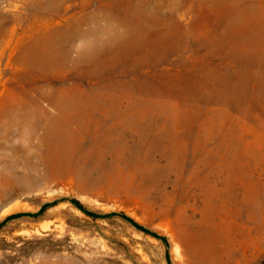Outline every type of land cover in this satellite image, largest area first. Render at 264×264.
Segmentation results:
<instances>
[{"label": "rangeland", "instance_id": "374dc122", "mask_svg": "<svg viewBox=\"0 0 264 264\" xmlns=\"http://www.w3.org/2000/svg\"><path fill=\"white\" fill-rule=\"evenodd\" d=\"M46 1L0 0V120L30 121L0 141V264H264V0H166L157 35L132 0ZM97 9L124 28L84 59ZM59 31L69 61H18Z\"/></svg>", "mask_w": 264, "mask_h": 264}, {"label": "bare ground", "instance_id": "6f19581e", "mask_svg": "<svg viewBox=\"0 0 264 264\" xmlns=\"http://www.w3.org/2000/svg\"><path fill=\"white\" fill-rule=\"evenodd\" d=\"M66 1L68 0H48L46 1L45 4V9L43 12H41L42 18V22L46 21L49 18V14L52 13L55 9L60 8L61 6L63 7V5L66 3ZM136 0H132L130 2H126L127 7L135 10L137 12H141L144 16H156L157 17V21L158 24L155 27H151V28H146L149 30L154 31L153 35H157L159 31H161L165 26H166V22L168 19H170V17L172 15H167L164 11V4L166 0H163L162 3H158L156 2L157 0H142L141 2H135ZM156 2V5H153V2ZM172 1L174 4L176 3L177 5H183V8H188L190 7L196 0H170ZM181 3V4H180ZM121 7V6H120ZM48 8V9H47ZM2 9V2H0V37L1 35H6V36H10L11 38L14 37V32L15 29L10 28V24L11 21L9 20V18L4 15L1 12ZM37 6L35 8H33L34 12L37 13L35 14L36 17H39L38 15V10H37ZM80 13L77 15L79 16ZM88 15V14H87ZM75 16V15H74ZM83 16H86V14H83ZM89 16V15H88ZM15 23H17V18H15ZM70 24L66 25V31L69 29L71 30L72 27H74L73 22H70ZM124 28V23L121 21H116L112 18L109 17H105V14L97 9L95 10V12L93 13V17L82 21V23L80 24L79 30L81 31L80 38L82 40H89L92 36L91 33H102V32H111L114 33L113 36L117 37V39H119L121 37V32L120 30ZM140 28V27H139ZM138 28V29H139ZM145 29V28H144ZM59 32H63V31H59ZM68 32V31H67ZM74 36H72V34H66L65 32H63V34L60 35V33L57 34H52L50 36H43L42 38H37L35 40V44H34V49L32 50H25L23 51V55L21 56V58L18 59V61L20 63L26 62L27 60H29V55L30 60H32V58H41V60H45V61H49V60H53L56 61L54 65L57 64V62H59L60 65H63V63H66L67 61H69V57L72 56L73 54V49L74 46L70 43V39L73 38ZM43 39H46L47 42H44ZM92 40H90V44L89 46L91 47V51H77V55H83L84 59L87 58H91L95 55L94 52H96V49L101 46V45H106V41L104 40H100L96 35L93 36V38H91ZM1 45V44H0ZM53 48H55L53 50ZM41 49V51H40ZM43 49H45V51H49V52H44L43 53ZM51 52V53H50ZM50 53V54H49ZM74 56V55H73ZM76 58V56H74ZM2 115V119L0 120V141L5 143H12L13 139L17 138L16 136L18 135V132L13 128V129H5L4 130V126L5 125H9L10 127L12 126H20L22 124V122H27L29 123V119H27L28 117L25 116H21L19 115V110L17 111H13L11 113V116H7L5 114V111ZM51 122V121H50ZM52 125V124H51ZM51 130H43V131H38L36 130V132L32 135V134H27L24 136L26 142H30V140L36 139V136H40L42 138H44L46 135L48 134ZM40 134V135H38ZM21 137L23 136L20 133ZM38 141V140H37ZM11 150H13L14 152L18 153L19 152H28L27 150H20L18 148H11ZM176 248V253L178 258L182 261L184 259V254L182 249H180V247L178 245L175 246Z\"/></svg>", "mask_w": 264, "mask_h": 264}]
</instances>
